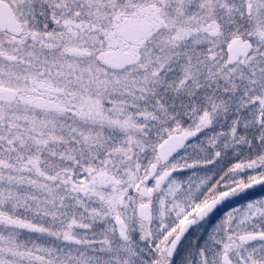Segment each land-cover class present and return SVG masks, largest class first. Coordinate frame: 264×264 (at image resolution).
<instances>
[{"label": "snow or ice", "instance_id": "obj_1", "mask_svg": "<svg viewBox=\"0 0 264 264\" xmlns=\"http://www.w3.org/2000/svg\"><path fill=\"white\" fill-rule=\"evenodd\" d=\"M0 264H264V0H0Z\"/></svg>", "mask_w": 264, "mask_h": 264}]
</instances>
